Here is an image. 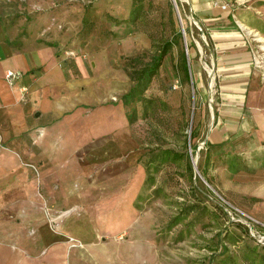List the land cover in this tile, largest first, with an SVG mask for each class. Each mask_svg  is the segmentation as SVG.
Returning a JSON list of instances; mask_svg holds the SVG:
<instances>
[{
    "label": "rangeland",
    "instance_id": "rangeland-1",
    "mask_svg": "<svg viewBox=\"0 0 264 264\" xmlns=\"http://www.w3.org/2000/svg\"><path fill=\"white\" fill-rule=\"evenodd\" d=\"M80 2L72 18L64 17L56 30L43 34L52 35L54 44L64 36V46L56 51L64 57L65 74L74 77L69 81L79 89L77 99H85V115L100 111L102 127L109 122L95 149V180L100 187L110 184L108 202L127 198L133 203L134 238L148 237L146 255L134 256L133 264H251L245 253L256 239L239 218L264 234V98L254 100L257 137L211 148L207 135L218 75L205 61L208 37L193 21L188 3ZM256 39L261 54L257 81L264 97V49ZM115 172L120 173L117 180L107 175ZM41 187L48 199L43 182ZM212 200L223 206L226 219L222 213L199 214L205 203L213 208ZM192 201H199L197 211L175 223L180 209ZM39 209L48 227L64 237L51 221L56 212L49 200L47 208L41 201Z\"/></svg>",
    "mask_w": 264,
    "mask_h": 264
},
{
    "label": "crops",
    "instance_id": "crops-1",
    "mask_svg": "<svg viewBox=\"0 0 264 264\" xmlns=\"http://www.w3.org/2000/svg\"><path fill=\"white\" fill-rule=\"evenodd\" d=\"M80 1L0 0V264H133L134 256L147 253L148 237L134 238L132 201L108 202L109 178L105 187L95 180V149L109 122L102 127L100 111L85 115V99H77L79 89L69 81L74 77L65 74L64 57L56 51L64 36L54 44L52 35L43 34L72 18ZM190 4L208 37L205 61L218 75L210 147L257 135L254 100L264 97L257 81L261 54L253 40L263 49L264 0ZM76 64L84 73V63ZM8 68L22 73L15 87L5 77ZM21 84L29 86L25 99L17 88ZM21 159L38 164L55 226L64 237L42 217L35 171Z\"/></svg>",
    "mask_w": 264,
    "mask_h": 264
},
{
    "label": "built area",
    "instance_id": "built-area-1",
    "mask_svg": "<svg viewBox=\"0 0 264 264\" xmlns=\"http://www.w3.org/2000/svg\"><path fill=\"white\" fill-rule=\"evenodd\" d=\"M175 1H177V0H175ZM182 1H185L186 3H188L189 9H190V15H191L193 21L203 31V34H205L202 25L200 24V22L197 20V18L194 15V12H193L191 4H190V0H182ZM226 5H227V3H224V4H222V7H225ZM207 43H208V41L206 40V44ZM21 75H22V73L20 71H17V70H15L13 68H8V69H6V72H5V77H6L7 81L13 87H15V85H16V79L19 78ZM17 88L20 91L21 98L25 99L26 95H27V93L29 91V86L27 84H21V85H18ZM21 162L24 165H27V166L31 167L35 171L36 179H37V194L41 198V201H42V204L44 205V207L47 208L48 207V199L45 198V195H44L42 187H41V176L42 175H41V170H40L38 164L35 163L32 160H24V159H21ZM226 209H227V207H226ZM229 212L232 213V210L230 209ZM53 220H55V219L52 218L51 221H53ZM239 220H241L247 226L249 233L251 234V236L254 239H256L258 242L264 243V234H261L257 230L254 231L253 228L251 227L250 220H248L246 218L245 219H240L239 218ZM68 238H69L70 241H73V242H77L78 241L77 238L72 236V235H68Z\"/></svg>",
    "mask_w": 264,
    "mask_h": 264
},
{
    "label": "trees",
    "instance_id": "trees-1",
    "mask_svg": "<svg viewBox=\"0 0 264 264\" xmlns=\"http://www.w3.org/2000/svg\"><path fill=\"white\" fill-rule=\"evenodd\" d=\"M235 157H237L236 155H234V157H232L233 159H235ZM232 160H230L229 164L230 167L235 169V163L231 162ZM212 204L214 205L213 208L210 207V205H208L207 203H205L204 205L200 206L199 205V201H192L189 203H186L179 211V214L175 216V223L180 222L182 219H184L185 217H187L191 212L193 211H197V208L200 206L201 211H199V214L201 212V214H209V213H222V215H224L225 219L227 218V213L224 210L222 205H219L218 201H214L212 200ZM197 219V217H196ZM194 222V219L189 220L188 222ZM173 222V223H174ZM232 223H235L237 225H241V223L239 221H231ZM172 223V224H173ZM189 225V224H188ZM245 231L248 230L247 226L245 224L241 225ZM248 233V231H247ZM264 245H262L260 242H257L256 240H253V243H251V245H247V253H245V258L251 261V264H264V251H262L260 249V247H262Z\"/></svg>",
    "mask_w": 264,
    "mask_h": 264
},
{
    "label": "bare ground",
    "instance_id": "bare-ground-1",
    "mask_svg": "<svg viewBox=\"0 0 264 264\" xmlns=\"http://www.w3.org/2000/svg\"><path fill=\"white\" fill-rule=\"evenodd\" d=\"M263 49H264V46H263Z\"/></svg>",
    "mask_w": 264,
    "mask_h": 264
}]
</instances>
